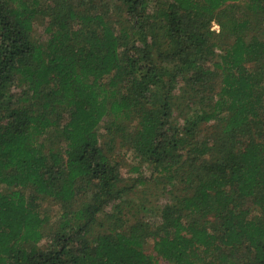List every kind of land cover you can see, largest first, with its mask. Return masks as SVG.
Here are the masks:
<instances>
[{"label":"trees","instance_id":"1","mask_svg":"<svg viewBox=\"0 0 264 264\" xmlns=\"http://www.w3.org/2000/svg\"><path fill=\"white\" fill-rule=\"evenodd\" d=\"M161 259L264 264V0H0V264Z\"/></svg>","mask_w":264,"mask_h":264},{"label":"rangeland","instance_id":"2","mask_svg":"<svg viewBox=\"0 0 264 264\" xmlns=\"http://www.w3.org/2000/svg\"><path fill=\"white\" fill-rule=\"evenodd\" d=\"M47 26V19L41 18L36 22L35 30L33 32V35L41 38L46 39L47 34L45 32V28ZM215 29H219V25L217 23L214 24ZM128 147L119 146L116 149V155L118 158L125 164L126 168V180L127 181H133L139 175H145L147 174V179L150 178L152 169L147 165L143 164L139 159L136 158L132 152H130ZM143 164L144 168H141L139 171H137L134 166L135 165H141ZM156 178V177H155ZM163 180L158 179H151L147 180L145 183L139 184L138 183V190L136 193H134L133 201L135 203L134 207L136 209L138 208H145L149 209L145 213H148V216L150 215H157L160 208L169 201L171 195L166 190ZM42 211L44 215L48 216L52 219V221H57L59 214H60V205L51 199L43 200L42 203ZM48 234V233H47ZM49 238L47 237L45 239L44 244L48 243ZM146 249L149 252L153 251V241H149L146 245ZM161 264H173L167 260L161 259Z\"/></svg>","mask_w":264,"mask_h":264}]
</instances>
